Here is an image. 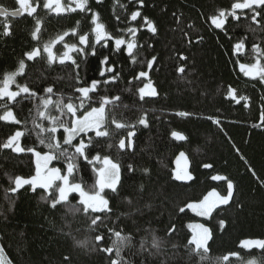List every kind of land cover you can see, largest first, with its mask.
Listing matches in <instances>:
<instances>
[{
	"label": "trees",
	"instance_id": "trees-1",
	"mask_svg": "<svg viewBox=\"0 0 264 264\" xmlns=\"http://www.w3.org/2000/svg\"><path fill=\"white\" fill-rule=\"evenodd\" d=\"M38 1L32 16L0 15V80L6 73L16 72L23 60L24 73L16 77L15 91L16 84H27L39 96L50 95L53 101L59 97L64 104L71 98L75 105H79L81 95L77 88L101 81L96 91L89 93L88 102L77 107V117L99 108L101 98L107 97L111 102L105 105V123L99 130L109 135L96 136V132L89 131L74 143H87L91 137L92 143L86 149L88 160L108 157L119 164L120 180L116 191L107 189L102 194L109 201L110 212L84 213L78 195L71 194V205L81 210L69 213L63 204L52 208L45 189L33 190L31 185H24L15 193L8 191L15 187V177L34 176L36 164L32 152L0 148V247L8 261L111 264L115 252L99 249L111 245L114 236L109 229H113L133 237L132 245L121 253L128 264H264V249L241 247L243 240L264 239V82L240 70V65H252L256 60L264 65V10L257 9L261 16L256 23L251 19L252 10L236 9L237 18L227 15L223 26L217 28L213 19L219 11L231 13L233 3L240 0H143V5L137 0H88L91 11L59 14ZM0 8L15 11L19 5L17 0H0ZM136 11L141 14L132 20ZM92 12L99 14L113 39L106 45L97 44L95 55L87 47L88 55L72 52L75 63H61L59 57L66 44L84 47L79 44L80 35L89 33V44L95 42L91 34ZM34 17L42 20L36 39L32 36L36 30ZM145 17L155 25V33L148 29ZM6 24L10 25V35H3ZM72 29L77 30L76 35ZM128 29L136 30L135 62L127 52V42L132 39ZM65 32L68 35H63ZM58 36H63V40H57ZM121 37L126 43L117 51L114 39ZM51 41H56L51 49L57 59L49 63L44 45ZM237 43L243 44L244 51L235 50ZM253 45L259 47V52L253 50ZM33 49H39L40 55L29 60L25 53ZM104 57H108V62L102 65ZM153 57L156 59L149 68L148 61ZM109 67L120 74L118 79L109 80L112 72L100 75L102 69ZM181 67L183 72L178 71ZM140 72L147 75L136 79ZM106 80L109 82L103 83ZM149 83L157 95L141 99L139 89ZM48 87L53 89L52 94L45 93ZM230 89L235 98L229 95ZM38 104V98H25L24 94L10 103L22 123L0 121V144L17 130L28 129L20 138V145L42 154L49 151L40 144L33 120L45 128L53 125L50 119L38 116ZM5 110H0V115ZM180 112L190 115H177ZM55 116L69 127L74 119L71 114H61L54 104L49 105L46 117ZM142 116L147 120L146 126L138 123ZM217 120L219 123L214 122ZM117 123L126 127L117 128ZM56 127L53 142L63 144L64 128L58 124ZM129 132H135L131 146ZM173 132L183 139L174 137ZM121 140L124 148L120 147ZM180 158L185 160V172L192 179L175 178ZM74 162L78 170L70 179L89 191L97 180L93 163L83 157ZM50 166L60 168L63 174L66 160L61 157L51 161ZM214 176L227 179L214 180ZM228 180L234 187L227 204L217 206L206 217L187 207L198 204L213 190L226 196ZM97 215L103 223L93 230L91 220ZM197 225L208 228L212 237L203 260L192 253L194 245L186 247L193 235L202 231ZM153 234L163 241L159 251L149 246ZM96 235H103L104 240L96 242ZM142 239H146L143 249ZM224 256L229 259L224 261Z\"/></svg>",
	"mask_w": 264,
	"mask_h": 264
},
{
	"label": "snow or ice",
	"instance_id": "snow-or-ice-1",
	"mask_svg": "<svg viewBox=\"0 0 264 264\" xmlns=\"http://www.w3.org/2000/svg\"><path fill=\"white\" fill-rule=\"evenodd\" d=\"M21 9L26 11L28 15L32 16L37 11L38 0H37V7H34L29 0H18ZM99 3L100 0H97ZM141 5H143V0H137ZM53 3H55V6L53 7ZM74 4V7L72 6ZM43 7L46 9H50L51 11L56 12L57 14L65 12V11H91V9L88 7V0H69L68 6H64L61 3V0H45ZM233 11L231 13H226L225 10L219 11V17L224 18L227 15H232L234 18H237L235 15L236 9H249L253 11V15L251 19L259 23L257 17L261 16V11L257 9L264 10V0H243V2H237L233 3L232 5ZM141 13L139 11L133 12L131 15V19L135 20L137 16H139ZM0 15L8 16L11 15L15 17L16 12L8 13L7 10L0 9ZM35 19V25L36 30L32 32L33 39L37 38V33L40 31V26L42 23V20L40 18ZM118 19V18H117ZM145 22L147 23L148 29L155 33L156 27L155 25L148 20L147 17L144 18ZM213 22L215 23L217 28H221L223 26V19H213ZM79 21H77V25H79ZM93 28L91 29V34H94V43L89 44V33H85L84 35L79 36V44L84 47H78L75 44L72 45H65V52L61 57H59L60 62L63 63L65 60H71L73 63H75V60L73 59L71 53L72 52H79L84 55H88L87 47H91L93 49L92 55H95V48L97 44H100L101 42H104L105 45L109 40H112L113 37L110 33L107 32L106 26L100 22L99 20V14L92 12V21ZM74 35L77 34L76 29L71 30ZM129 35L132 37L130 41L127 42V52L129 55L132 56L133 62L136 61L135 55H133V49L137 46L135 42V29H128L127 30ZM10 25L6 24L4 26V32L3 35H10ZM63 35H68L67 32H65ZM57 40H63V36H58ZM56 41H51L44 45V51L48 53V62L51 63L54 59H57L55 54L51 51V47L53 44H55ZM126 41L121 38H115L114 44L116 50H120V46L125 44ZM236 49H241L243 47L242 43H237L235 45ZM253 50L259 52V47L257 45H253ZM40 55L39 49H33L32 51L26 52L25 56L32 60ZM183 59L184 57L181 56ZM156 57H153L151 61H148V67L151 68L153 65V62L155 61ZM108 62V57H104L103 60H101V64L104 65ZM78 66V65H77ZM241 70L245 71V75L252 76L253 78L259 77L261 82H264V65H262L259 60L257 63L245 66L240 65ZM25 69V63L23 60L19 62V66L16 72L12 73H6L4 75L3 80H0V101L6 102H0V110H5L3 112V115H0V121H10L15 124H21L22 122L17 119V117L14 115L12 108L9 106L10 103L15 102L18 97H20L22 94L25 95V98H38L40 101V104H38L37 111L38 116L41 118H48L50 119L53 126L45 128L42 124H37L35 120H33V124L35 126V129H38L37 131V138L39 139L40 144L45 145L49 151L46 153H41L39 151H36L35 148H23L19 141L20 138L25 136L28 132V129H25L23 131L17 130L14 134L8 137L7 141L3 144H0V148L4 149H12L14 152L20 153L24 151L32 152L37 157V168H36V174L32 176L29 179H25L22 177H15V179L12 181L15 184V187H12L8 191H11L13 193L17 192L20 188H22L24 185H31L33 190L36 189L37 186L45 189L48 191V199L51 200V207L56 208L58 205H65L67 212L75 214L76 212H79L81 209L79 206H73L70 203L69 200V194L70 193H79L80 201L79 205L83 206V212L88 213L89 210L92 212H105V211H111L109 208V201L105 198L104 195H102L103 190L105 188L112 189L113 191H116L117 184L120 180V166L117 163H114L112 160H110L108 157L103 158V167L99 168L97 170L98 172V178L96 180L95 185L90 189L89 191H85V189L82 187L81 183H74L70 179V177H73V174L78 170V164H76L74 161H76L79 157H83L88 163H91V160H88V157L86 155V149L91 145L92 139L89 138L88 142L85 143L83 140H80L79 144H75L74 140L79 137L81 133L87 134L89 130H95L96 136H108L109 132L107 131H100L102 125L105 123V105L110 103L109 99L107 97H102L100 101V107L99 108H92L91 111L86 112L83 117H77V107H83L86 102L90 99L89 93L95 92L98 85L101 83V81L94 80L92 81L91 85L88 87H81L77 88L76 91L79 92L81 95L78 97L80 99L79 105H75L71 102V98H69V101L67 104H64L63 99L59 98L55 101L51 99V96H39L38 93H36L34 90L30 89L27 84L19 85L16 84L17 91L10 90V86L12 84L16 83V77L23 75ZM105 71L112 72L113 75L110 76L109 80H116L119 77V73H116L113 71V68L109 67L107 69H102L100 75L103 76ZM178 71L183 72L184 69L181 67L178 69ZM147 73L140 72L136 79H139V77L146 76ZM109 81H103V83H108ZM151 88L150 83L146 84L144 88L139 89L140 98L143 99L145 95L148 96H156L157 92L154 88H151L150 91H145V89ZM45 93L52 94L53 89L51 87H48L45 89ZM229 95H232L233 98H235L234 90H229ZM114 100H118L119 97H114ZM242 100H247V97H240ZM239 102V101H237ZM55 105L58 111L61 112V114H71L72 117H75L70 121V127L65 124L63 121L60 120L59 116L55 117H46V112L49 107V105ZM43 108L44 111H40L39 109ZM66 109V112H65ZM177 115L180 116H187L190 115L189 113L180 112L177 113ZM209 119H212L209 117ZM261 119L264 120V113L261 115ZM115 123V121H113ZM216 123H219V121H214ZM139 124L147 125V120L145 117H141L138 121ZM59 125L60 127L64 128V131L66 133L65 139L63 141V144L60 142H53L55 141V136L52 135L56 133L57 127L56 125ZM117 128H123L126 127V125L117 123ZM131 127V126H128ZM45 134H47V139L45 138ZM135 135V132H129V144L128 146H131V137ZM172 135L178 139H183L181 134L177 132H173ZM70 146L74 149L73 152L68 151V147ZM120 147H125L124 140L120 141ZM181 156H183V153H181ZM61 157H64L66 160V171L62 174V170L60 168L55 167H49V163L53 160H59ZM93 159H99V157H94ZM204 167H211V165H204ZM129 169L131 170V165L129 166ZM176 179H192V176L188 173H184V175L177 174ZM214 180H220V179H227L226 177L221 176H214L212 177ZM11 180V178H10ZM57 182L59 184L57 185ZM228 187V194L226 196H220L215 190L210 192L207 196L204 197L202 201L197 203H190L187 205V207L192 208L194 210H198L200 215H209L213 211L214 208L217 207L218 204H227L232 196L233 191V182L231 180H228L227 182ZM181 212L184 211L183 208L180 209ZM103 220L100 215L95 216L91 220L90 227L95 230V226H98L99 224H102ZM221 225H223V221L220 222ZM197 228L201 229L202 231L200 233H196L193 235L191 240L189 241V244L186 245V247L190 245H194L195 247L191 249L192 253L195 255H199L200 258L206 259V254L209 251L208 248V241L212 238L211 233L208 228L203 227L202 225H197ZM174 231L173 229H169V232L171 233ZM109 232H111L114 236V239H112V243L108 248H101L99 250L105 251L108 253L115 252V258L111 259V264H128V261L122 256V251L126 248L132 245L133 237L131 234H123L121 231H115L113 229H109ZM94 240L96 242H101L104 240L103 235H96L94 237ZM78 244H85L86 241H77ZM146 239H142L140 242V247L143 249L145 247ZM163 244V241L155 236L154 234L151 237L150 242V248L156 251H159L161 246ZM241 247L245 248H251V247H258L260 249H264V239H246L241 241ZM2 253L3 249L0 248V264H3L2 260ZM229 255H238V253H231ZM67 259V257H66ZM229 259V256H224L223 260L227 261ZM250 264H254V262H250Z\"/></svg>",
	"mask_w": 264,
	"mask_h": 264
},
{
	"label": "rangeland",
	"instance_id": "rangeland-1",
	"mask_svg": "<svg viewBox=\"0 0 264 264\" xmlns=\"http://www.w3.org/2000/svg\"><path fill=\"white\" fill-rule=\"evenodd\" d=\"M32 1L33 0H29V2L32 4ZM44 2H45V0H42V3L44 4ZM239 2H243V0H240ZM61 3L64 5V6H68V4H69V0H61ZM42 4V5H43ZM38 5H39V1H38ZM55 6V3H53V7ZM73 7H74V4L72 5ZM21 7V6H20ZM34 7H37V0H35V4H34ZM23 10V9H22ZM50 10V9H49ZM53 13H56V12H54V11H52ZM65 12H67V11H65ZM216 19H223V21H224V18H221V17H216ZM213 25L214 26H216L215 25V23L213 22ZM51 51H52V49H51ZM256 62H257V60H256ZM253 65V64H252ZM247 66H250V65H247ZM240 70H241V68H240ZM241 72L245 75V71H243V70H241ZM246 76H248V75H246ZM250 77H252V76H250ZM13 85L14 84H12L11 86H10V90H12V91H15L14 89H13ZM145 87V86H144ZM143 87V88H144ZM152 88V87H151ZM151 88H148V89H145V91L147 92V91H150L151 90ZM145 96H147V95H145ZM75 118V117H74ZM89 131H94L95 132V130H89ZM82 134H84V133H81L80 135H79V137L82 135ZM65 136H66V133H65ZM65 136H64V139H65ZM79 137H77V138H79ZM76 138V139H77ZM75 139V140H76ZM74 140V141H75ZM34 160H35V163H36V168H37V157L34 155ZM92 163H93V165H94V168H95V171H96V175H97V178H98V172H97V170L99 169V168H101V167H103L104 165H103V158H99V159H94L93 161H92ZM185 160L183 159V158H180L178 161H177V165H176V167H177V172L178 173H180V174H184L185 173V171H186V168H185ZM50 164H51V162L49 163V167H51L50 166ZM59 184V182H57V185ZM118 185V184H117ZM37 188H41V187H39V186H37ZM43 189V188H42ZM107 189H109V188H105L104 190H107ZM103 190V191H104ZM109 190H112V189H109ZM71 194H76V195H78V197H79V201H80V196H79V193H70L69 194V196L71 195ZM103 194V193H102ZM194 213L196 212L197 214H199V212H198V210H192ZM200 215V214H199ZM202 216H205V215H202ZM198 233H200V232H198ZM1 248V247H0ZM2 260H3V264H11L9 261H8V259L6 258V256L4 255V253H2Z\"/></svg>",
	"mask_w": 264,
	"mask_h": 264
},
{
	"label": "flooded vegetation",
	"instance_id": "flooded-vegetation-1",
	"mask_svg": "<svg viewBox=\"0 0 264 264\" xmlns=\"http://www.w3.org/2000/svg\"><path fill=\"white\" fill-rule=\"evenodd\" d=\"M17 2H18V0H17ZM34 4H35V0L34 1H32V5L34 6ZM18 5H19V8H17V10H15V11H7V12H17V11H20V15H22L23 13H27L26 11H24V10H22L21 9V7H20V4H19V2H18ZM20 15H18V16H20ZM4 16V15H3ZM8 16H10V15H8ZM18 16H15V17H18ZM11 17H13V16H11ZM258 18V17H257ZM236 51L238 50V49H235ZM242 51H244V47H242ZM47 55H48V53H47ZM258 61V60H257ZM255 63H257L256 61L254 62V64ZM36 164V163H35ZM185 168H186V170H187V164L185 163ZM35 174H36V171H35ZM177 174H180V173H178L177 172V170H176V175ZM180 175H184V174H180ZM220 205H222V204H218L217 206H220ZM191 210H193L192 208H191ZM196 213V212H195ZM197 214V213H196ZM199 215V214H198ZM199 216H202V215H199ZM206 216H208V215H205V217Z\"/></svg>",
	"mask_w": 264,
	"mask_h": 264
},
{
	"label": "water",
	"instance_id": "water-1",
	"mask_svg": "<svg viewBox=\"0 0 264 264\" xmlns=\"http://www.w3.org/2000/svg\"><path fill=\"white\" fill-rule=\"evenodd\" d=\"M0 9H2V8H0ZM3 10H4V9H3ZM8 13H12V12H8ZM18 15H20V11H17L15 16H18ZM10 16H11V15H10ZM235 49H236V47H235Z\"/></svg>",
	"mask_w": 264,
	"mask_h": 264
}]
</instances>
